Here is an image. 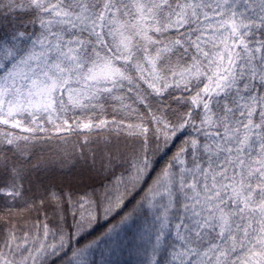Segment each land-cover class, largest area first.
I'll return each mask as SVG.
<instances>
[{"label":"snow or ice","instance_id":"6c2138e0","mask_svg":"<svg viewBox=\"0 0 264 264\" xmlns=\"http://www.w3.org/2000/svg\"><path fill=\"white\" fill-rule=\"evenodd\" d=\"M73 135L102 192L38 175ZM0 195V264H264V0H0Z\"/></svg>","mask_w":264,"mask_h":264},{"label":"trees","instance_id":"16d2710c","mask_svg":"<svg viewBox=\"0 0 264 264\" xmlns=\"http://www.w3.org/2000/svg\"><path fill=\"white\" fill-rule=\"evenodd\" d=\"M175 107V105H173ZM107 114L109 120L111 119V108H107ZM86 134V130H84ZM98 137L93 136V139ZM121 140L125 139V136L122 134L120 137ZM183 139V136H180L179 139L174 140L173 144L170 146V151H168V156H171L172 153L176 150L175 146L180 143V140ZM83 143V135H73L68 138V142L65 143L59 138H54L51 140L44 141L36 145L34 149L35 155L33 156V163H36L38 160H43L46 162V166L42 167L38 172V175L44 179L46 183H50L56 187H70L73 190L77 191H92V189H97L103 191V185L110 184L112 177L108 175H97L96 173L89 172L87 167L84 165L83 161L80 158V149ZM86 151V149H85ZM159 164L157 168L163 165L167 157L161 159L157 157ZM123 171L122 168H117V175ZM155 173H153L154 175ZM137 192L131 193L124 202L122 208L115 209L106 219L101 213L98 216L97 220L94 222L93 227L89 232L80 240V246L87 244L90 241L96 240L99 237H102V234L107 231L112 225L118 224L121 217L125 215L126 212L130 211L133 204L136 200L139 199ZM4 197L0 195V239H3V230L5 226L6 219L10 218L17 223V227L21 230L18 235L22 234L24 230H32L31 222L35 218V213L30 215L23 211H13L11 214H7L3 207ZM24 205L22 203H17L16 209H22ZM42 219V216H41ZM27 220L28 223L25 224L24 221ZM126 238H131V233L125 230L121 232L119 239L124 241ZM117 239L113 236V240ZM112 245L111 240L101 239L100 248L104 249ZM100 249L95 250L94 253L90 254V258L94 256L96 260L100 259ZM127 253L119 254L113 257V259H119L121 261L126 260Z\"/></svg>","mask_w":264,"mask_h":264}]
</instances>
